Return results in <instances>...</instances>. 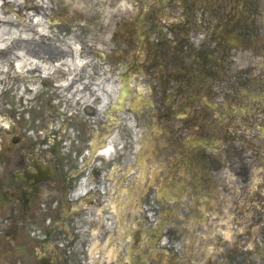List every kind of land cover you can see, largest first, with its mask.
Wrapping results in <instances>:
<instances>
[{
	"label": "flooded vegetation",
	"instance_id": "af4514ba",
	"mask_svg": "<svg viewBox=\"0 0 264 264\" xmlns=\"http://www.w3.org/2000/svg\"><path fill=\"white\" fill-rule=\"evenodd\" d=\"M128 1L139 8L126 21L142 16L145 36L129 28L120 47L115 40L109 43L105 57L91 41L80 39L78 56L86 58L84 66L71 85L60 88V108L51 125L35 116L0 129V226L14 232L12 236L6 231V238L0 240V264H67L63 220L75 213L77 200L72 195L78 181L89 168L91 180L96 173L89 163L91 156L114 133L117 150L124 149L129 142L128 116H139L126 103L114 110L119 98L137 101L133 92L122 97L127 92L124 82L131 77L141 81L158 116L169 119L182 109L205 113L191 100L204 90L199 80L208 81L220 71L219 114L226 117L227 127L236 125L241 171L249 176L251 162L264 172V0L244 6H226L221 0ZM165 13L183 19L185 37L172 33L165 41L155 28ZM236 40L241 42L238 46ZM40 49L50 57L73 55L72 48L65 51L57 44H43ZM114 113L121 115L117 124L111 118ZM115 154L122 160L128 156L126 150ZM256 204L253 212L263 213V198L258 197Z\"/></svg>",
	"mask_w": 264,
	"mask_h": 264
},
{
	"label": "rangeland",
	"instance_id": "374dc122",
	"mask_svg": "<svg viewBox=\"0 0 264 264\" xmlns=\"http://www.w3.org/2000/svg\"><path fill=\"white\" fill-rule=\"evenodd\" d=\"M69 1L56 0L49 2L43 10V12L49 14L54 12L55 18L61 17L62 19L55 27L50 26L45 20L47 33L62 43L65 42L62 38L63 34L66 33L70 36L75 34L77 35L76 38L92 36L95 42L97 41V47L104 50V46L107 45L108 39L112 36H114V39L117 37L119 40L122 39V32L120 33L118 30H124L125 26L126 29L129 27V23L124 22L125 16L127 17L136 12V8L129 4L127 0ZM224 1L231 6L241 3V0ZM73 7H76L75 12H73ZM30 9L27 11L34 13ZM10 10H13V12H10ZM10 10L6 12L2 8L3 13L12 15L17 20H19V17L14 11L25 14V10L22 11L18 6H10ZM163 20L158 26L159 30L172 32L182 38L186 36L181 18L172 22L170 19ZM140 23H142V18L136 19L133 25L134 29L140 30L145 35L147 29L146 27L140 28ZM178 30L180 32L177 33ZM32 35L33 38L28 44L21 43L25 47L27 56H30V53L36 50L42 58L48 59L49 56L36 47L35 42L42 41L40 36L35 32H32ZM169 36H172V34H167L168 41ZM75 44L78 46L77 41H75ZM13 50H16V46L13 47ZM240 56H247V53L241 52ZM72 67H75V65L73 64ZM9 74L0 75V113L2 112V118L0 119L3 123H7L10 116L12 117L10 121H13L14 117L16 122H23L35 117L34 115L40 111L36 109L38 103L36 104L32 99L42 95L38 99L49 102L51 99L50 87H44V83H46L44 81L40 84L41 90L38 94L34 96L32 93L23 94V85L33 83L30 80H22L21 77L16 76L15 72ZM26 75L31 74L26 73ZM207 85L208 81L206 80L200 83V87L206 88ZM135 86L139 87V83L136 82ZM23 99L24 102L27 101L24 109L26 112H23L24 110L20 108L19 104ZM55 105L57 104L55 103ZM31 106L34 108L31 109ZM144 106L146 104L143 100L138 110H144ZM40 115L39 118L42 122L50 118L42 113ZM151 139L149 137L146 142L151 144ZM154 151L156 150L148 151L144 169L145 175L152 168L157 170L153 182L158 187L159 200L162 205L159 224L152 229L148 228L142 221L140 212L125 209L113 232L106 235L105 238H97L95 250L101 256L93 264H240L243 249L247 253V258L264 261V244H259L256 238L249 237L246 240L241 238L242 224L239 212L231 204V200L227 204L226 195H224L221 187L224 183L223 175L219 169V164L224 163L222 150H212L213 157L217 158L218 163L213 165L211 170L209 166L201 163V159L195 157V148L188 151L189 156L186 158H181V151L169 143L160 151L161 159L152 157ZM214 175L217 177L213 178ZM117 176V174H113L112 177L114 179L119 178ZM118 185L120 190H126L127 186L121 181L118 182ZM234 186L235 179L231 178L229 181L231 199L235 198ZM70 222L72 224L69 231L74 234L77 228H75L73 220ZM164 229H168L171 237L179 242L181 246L179 253L159 246V238ZM6 231L10 232L9 229L0 226V240L6 238ZM95 232L100 235L104 231L99 224H96ZM257 232L262 235L264 230L258 227ZM10 233L12 236L14 235V232ZM84 243L81 241V245ZM81 247L78 246L79 251L71 255L73 264H82L83 262Z\"/></svg>",
	"mask_w": 264,
	"mask_h": 264
},
{
	"label": "bare ground",
	"instance_id": "6f19581e",
	"mask_svg": "<svg viewBox=\"0 0 264 264\" xmlns=\"http://www.w3.org/2000/svg\"><path fill=\"white\" fill-rule=\"evenodd\" d=\"M49 2L51 0H4L3 5H0V70L10 67V69L15 70L16 75L33 73L40 75V77L49 73L50 68L40 65L37 56L31 54L27 56L25 47L21 45L23 42L26 44L30 42L33 38L32 32L40 37L51 38V35L47 33L48 30L45 24V20L48 19L49 15L43 12ZM25 5L32 6L35 13L26 12L23 15L16 12L15 14H19L18 17L20 18L17 20L12 15L2 12V8L5 6V11L9 12L10 6L23 8ZM10 12H13V10H10ZM50 18L52 21L55 20L53 17ZM14 46H16V50H13ZM59 61L63 65L66 64V67L78 63L75 55L71 58H59ZM2 74L8 75L5 71ZM28 88L32 91L36 89L35 85L28 86Z\"/></svg>",
	"mask_w": 264,
	"mask_h": 264
}]
</instances>
